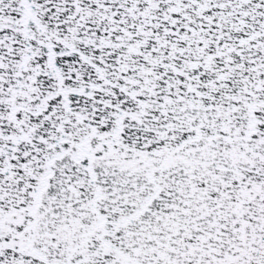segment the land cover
I'll use <instances>...</instances> for the list:
<instances>
[{
  "label": "snow or ice",
  "instance_id": "1",
  "mask_svg": "<svg viewBox=\"0 0 264 264\" xmlns=\"http://www.w3.org/2000/svg\"><path fill=\"white\" fill-rule=\"evenodd\" d=\"M0 264H264V0H0Z\"/></svg>",
  "mask_w": 264,
  "mask_h": 264
}]
</instances>
